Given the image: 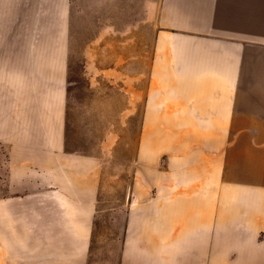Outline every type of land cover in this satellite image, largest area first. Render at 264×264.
Masks as SVG:
<instances>
[{"label":"rangeland","instance_id":"rangeland-1","mask_svg":"<svg viewBox=\"0 0 264 264\" xmlns=\"http://www.w3.org/2000/svg\"><path fill=\"white\" fill-rule=\"evenodd\" d=\"M145 1L143 10L136 11L135 0H0V200L17 195L14 160L30 149L32 129L35 132L31 107L44 103L31 94L43 89L62 90L64 149L80 157V178L94 180L96 214L88 251L81 263L74 260L77 254L63 253L61 264H121L122 249L132 234L126 229L128 220L146 223L138 211L141 206L126 201L156 197L167 186L173 150H179L154 147L147 121L159 122L163 132L170 130L160 117L180 122L175 138L234 131V103L200 109L177 91L176 83L188 77L184 62L177 59L188 31L166 27L160 19L157 25L145 11ZM238 53L237 75L216 78L225 89L249 84L245 77L250 60L258 66L260 59L264 69V45H239ZM256 68L254 86L260 80ZM253 98L244 106L252 116L237 120L254 125L238 126L264 132L257 121L264 118V93L255 91ZM211 187L208 182L184 186L198 192ZM24 241L0 231V264H60L51 254L30 252L32 246Z\"/></svg>","mask_w":264,"mask_h":264},{"label":"crops","instance_id":"crops-1","mask_svg":"<svg viewBox=\"0 0 264 264\" xmlns=\"http://www.w3.org/2000/svg\"><path fill=\"white\" fill-rule=\"evenodd\" d=\"M148 1L145 11L157 25L160 19L166 27L188 31L184 51L176 56L184 62L188 77L176 83L177 91L200 109L228 107L232 102L236 114L231 121L234 131L209 134L190 148L173 150L167 186L156 197L126 201L140 205L138 211L147 220L142 225L128 220L126 229L132 234L122 249L121 264H264V240H258L264 236V133L237 126L254 125L237 119L252 116L244 106L254 102L253 92L264 93L263 65L260 59L258 66L250 60L245 77L249 84L236 90L216 81L237 75L239 45H264V0ZM143 2L135 0L136 11L143 10ZM254 67L260 77L257 86L251 78ZM31 96L44 103L31 107L35 132L32 129L29 151L24 149L22 158L14 160L17 195L0 200V231L25 240L32 246L30 252L51 254L54 262L61 264L63 253H73L81 263L96 214L94 180L80 178V157L64 149L62 90L43 89ZM257 121L264 128V118ZM160 122L180 124L170 116L160 117ZM245 145L246 150L240 149ZM193 182L212 187L203 192L184 188ZM139 227L146 231L137 233Z\"/></svg>","mask_w":264,"mask_h":264},{"label":"bare ground","instance_id":"bare-ground-1","mask_svg":"<svg viewBox=\"0 0 264 264\" xmlns=\"http://www.w3.org/2000/svg\"><path fill=\"white\" fill-rule=\"evenodd\" d=\"M162 124V123H161ZM170 131L169 132H163V130L161 129V127H160V125H158V124H148L147 126H152V129H153V134H152V136L151 137H153V141L151 140V138L149 139V142L154 146V147H156L157 149H160V150H168V149H170V148H172V147H174V148H176V149H179V150H182V149H187L188 148V146H189V144H191V142H196V140H199L198 138H205V139H207V138H209L208 136H210L209 134H218L219 132H218V130H214V132L212 131V132H210V133H197V132H195V133H189L187 136H185V135H182V136H180L179 135V137H177V138H175L174 137V135H175V132H176V130L177 129H179L180 128V126H178V125H180V124H169V123H163ZM186 125V124H185ZM194 126V125H193ZM217 126H219V125H217ZM238 126V125H237ZM195 127H197V126H195ZM194 127V128H195ZM225 127V126H224ZM197 128H200V127H197ZM219 128V127H218ZM217 128V129H218ZM229 129V128H228ZM193 130V129H192ZM257 130H258V126H257ZM199 131V130H198ZM222 131V130H221ZM194 132V131H193ZM258 133H264V132H262V131H260V130H258ZM149 134H151V131H149L148 132V135ZM175 138V139H174ZM203 141H205L206 142V140H203ZM214 142V141H213ZM245 142V141H244ZM262 142V141H261ZM221 143V142H220ZM213 145V144H212ZM150 148V147H149ZM248 147L245 145V146H240V149H244V150H246ZM234 153V152H233ZM257 153V152H256ZM225 154V153H224ZM236 155L238 156V153H236ZM223 157H225V156H223ZM238 157H240V156H238ZM224 160V159H223ZM229 160V159H228ZM234 160V159H233ZM205 161V160H204ZM249 161H251V160H249ZM187 163V162H186ZM199 163V162H198ZM181 164V163H180ZM193 164V163H192ZM215 164H217V163H215ZM214 164V165H215ZM240 164H242V163H240ZM258 164V163H257ZM263 164V163H262ZM227 165V164H226ZM233 165V164H232ZM255 165V164H254ZM259 165V164H258ZM186 166V165H185ZM235 166V165H234ZM226 167V166H225ZM263 168H264V166H262ZM224 169V168H223ZM222 169V170H223ZM226 169V168H225ZM224 169V170H225ZM237 169V168H236ZM218 170V169H217ZM187 171H188V169H187ZM216 171V170H215ZM263 171V170H262ZM190 172V171H189ZM217 172V171H216ZM222 172V171H221ZM187 174V173H186ZM196 174V173H195ZM221 174V173H220ZM226 174V173H225ZM227 175V174H226ZM253 176V175H252ZM221 179H222V177H221ZM214 180V179H213ZM210 182H212V180L210 181ZM221 182V181H220ZM233 183V182H232ZM220 184V183H219ZM259 184V183H258ZM244 185V184H243ZM263 186V185H262ZM191 190H192V188H191ZM190 190V191H191ZM192 201V200H191ZM212 201V200H211ZM214 201H216V200H214ZM201 202V201H200ZM209 203H210V201H208ZM207 202V203H208ZM190 204L188 203V205L187 206H189ZM194 205V204H193ZM216 205V204H215ZM214 205V206H215ZM257 205V204H256ZM180 206V205H179ZM182 206V205H181ZM184 206V205H183ZM186 206V207H187ZM258 206V205H257ZM196 207V206H195ZM205 207V206H204ZM212 207V206H211ZM225 207V206H224ZM189 208V207H188ZM191 208V207H190ZM261 208V207H260ZM209 209V208H208ZM187 210V209H186ZM198 210V209H197ZM207 210V209H206ZM206 210H205V212H206ZM184 211V210H183ZM210 211H211V209H210ZM208 212V211H207ZM206 212V213H207ZM214 212V211H213ZM212 212V213H213ZM197 213V212H196ZM201 213V212H200ZM179 214V213H178ZM210 214H211V212H210ZM186 215V214H185ZM193 215V214H192ZM212 215V214H211ZM201 216H202V214H201ZM202 218V217H201ZM208 218V217H207ZM200 219V218H199ZM198 219V220H199ZM208 220V219H207ZM203 221V220H202ZM201 221V222H202ZM206 221V220H205ZM204 221V222H205ZM212 221V220H211ZM184 222V221H183ZM198 222V221H197ZM176 223V222H175ZM194 223V222H193ZM199 224V223H198ZM200 225V224H199ZM185 226V225H184ZM182 231V230H181ZM221 257H223V256H221ZM216 259V258H215ZM224 261V260H223ZM215 262H216V260H215Z\"/></svg>","mask_w":264,"mask_h":264},{"label":"trees","instance_id":"trees-1","mask_svg":"<svg viewBox=\"0 0 264 264\" xmlns=\"http://www.w3.org/2000/svg\"><path fill=\"white\" fill-rule=\"evenodd\" d=\"M64 136H65V134H64Z\"/></svg>","mask_w":264,"mask_h":264}]
</instances>
